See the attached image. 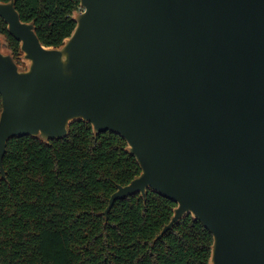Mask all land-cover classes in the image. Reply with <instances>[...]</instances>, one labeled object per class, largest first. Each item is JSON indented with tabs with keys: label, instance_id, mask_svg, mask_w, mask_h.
<instances>
[{
	"label": "water",
	"instance_id": "water-1",
	"mask_svg": "<svg viewBox=\"0 0 264 264\" xmlns=\"http://www.w3.org/2000/svg\"><path fill=\"white\" fill-rule=\"evenodd\" d=\"M0 19V175L8 141L63 139L77 121L112 132L147 190L175 203L158 235L191 216L212 235L208 264H264V0H79L58 47L15 0ZM19 61V62H18Z\"/></svg>",
	"mask_w": 264,
	"mask_h": 264
},
{
	"label": "trees",
	"instance_id": "trees-1",
	"mask_svg": "<svg viewBox=\"0 0 264 264\" xmlns=\"http://www.w3.org/2000/svg\"><path fill=\"white\" fill-rule=\"evenodd\" d=\"M10 0H0L9 2ZM45 47H58L75 27L79 0H15ZM14 58L19 43L0 19ZM19 62V61H18ZM1 112V100H0ZM0 175V264H208L212 235L191 216L159 239L175 203L151 190L114 202L118 186L140 173L125 141L93 134L77 121L68 135L43 143L22 136L8 141Z\"/></svg>",
	"mask_w": 264,
	"mask_h": 264
}]
</instances>
